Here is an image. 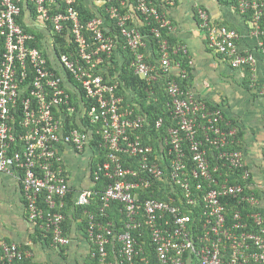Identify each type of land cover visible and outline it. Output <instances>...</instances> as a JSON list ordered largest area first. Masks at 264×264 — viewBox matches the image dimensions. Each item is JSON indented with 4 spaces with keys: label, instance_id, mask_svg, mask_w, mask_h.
<instances>
[{
    "label": "built area",
    "instance_id": "obj_1",
    "mask_svg": "<svg viewBox=\"0 0 264 264\" xmlns=\"http://www.w3.org/2000/svg\"><path fill=\"white\" fill-rule=\"evenodd\" d=\"M26 1L31 27L21 21L25 0H0V173L18 175L30 221L55 245L71 243L63 212L71 190L63 151L71 148L90 153L93 186L79 191L75 204L86 207L87 237L99 264H152L147 257L137 261L142 245L134 232L142 229L149 232L158 264H264L262 198L245 155L225 149L222 162L212 164L206 148H224L236 129L223 128L222 109L178 81L190 72L175 56L192 60L186 45L171 42L175 25L164 6L174 0ZM230 1L248 15L264 50V0ZM81 3L94 16L85 19ZM198 18L210 48L233 67L254 69L256 57L239 50L237 29L214 21L204 8ZM38 37L41 47L33 44ZM120 43L132 53L131 67L141 78H168L175 125L167 129L164 153L144 142L148 117L120 93V72L113 67ZM163 125L159 118L156 127ZM231 173L237 177L233 183ZM114 204L123 216L122 232L110 218ZM92 205L97 208H87ZM244 205L253 212L245 216ZM250 221L258 230H250ZM115 240L120 260L110 255ZM30 254L15 242L3 243L0 264H17Z\"/></svg>",
    "mask_w": 264,
    "mask_h": 264
},
{
    "label": "crops",
    "instance_id": "obj_2",
    "mask_svg": "<svg viewBox=\"0 0 264 264\" xmlns=\"http://www.w3.org/2000/svg\"><path fill=\"white\" fill-rule=\"evenodd\" d=\"M164 8L175 25L171 34L174 46L186 45L192 60L188 88L196 97L223 110L226 123L236 129L235 141L252 171L256 192L263 195L264 50L259 45L260 38L252 33L250 18L241 14L230 0H174L172 5ZM199 8L206 9L214 21L238 30V48L253 52L256 57L254 69L233 67L229 60L210 48L199 25ZM32 14L25 0L21 21L30 27ZM261 25L264 28V18ZM63 154L75 197L79 191L93 186L90 153L79 154L65 148ZM79 208L65 210L71 243L57 246L47 240L49 236L41 226L28 218L18 175L0 173V246L12 242L19 244L31 253L26 259L31 264H97L91 254L93 245L83 227L86 214ZM114 255L111 256L114 258Z\"/></svg>",
    "mask_w": 264,
    "mask_h": 264
},
{
    "label": "trees",
    "instance_id": "obj_3",
    "mask_svg": "<svg viewBox=\"0 0 264 264\" xmlns=\"http://www.w3.org/2000/svg\"><path fill=\"white\" fill-rule=\"evenodd\" d=\"M78 8L81 10L83 16L85 19L90 18L92 16H94V12L91 11L87 5H85L84 3H81ZM248 16V15H247ZM250 16V15H249ZM114 29V31L120 35V31L119 29L112 24L111 25ZM149 26H144L142 27V29L146 32H149L148 30ZM29 30V29H27ZM42 35H44L42 32L38 35L39 37H41ZM37 38L35 42H33V44L35 46L41 47L43 46L41 39ZM119 39H121V37H119ZM154 44L156 45V41L155 39L153 40ZM172 42V41H171ZM117 51L118 53H116V55H114L113 58V64H114V69L118 70L120 72V76H121V87H120V93H125L126 98L130 99V102L134 101V108L136 109V111L142 113V114H146L148 117V122L149 125L147 126L144 134H143V139L144 142L147 144L152 145L154 148H158L161 149L162 152L164 153L165 150L167 149L165 147V137L167 136V129L172 126L175 125V122L173 121V117H172V113L171 110L169 108V104L168 102L171 100L170 95L167 91V84H168V78L167 77H160L157 78L156 80H152V81H148L146 79L141 78L139 75H137L134 71V68L131 67V61L133 59V55L129 50H125L122 47V43L118 44L117 47ZM4 52V45H3V41H0V60L1 57L3 55ZM176 60H180L182 63V67L186 68L189 72L191 70L188 60L183 57L181 54L180 55H176L175 56ZM188 78L186 79H181L178 78V81L180 82V84L182 85L183 89L188 87ZM200 99V98H199ZM205 101V100H204ZM127 102V101H126ZM207 102V101H206ZM208 103V102H207ZM208 105L211 108L214 107H218L212 104ZM220 108V107H219ZM223 111V110H222ZM224 113V112H223ZM159 118H163L164 119V125L160 128L156 127V122ZM222 126L225 129H231L233 126H229L226 123V120L224 119V121H222ZM237 136V135H236ZM236 138V137H235ZM232 140V142L228 145H226L224 148L221 149H216L215 146H211L209 143H206V148L208 151V157L211 161L212 164H215L217 161L222 162V160L219 157V154L221 151L225 150V149H240V147L237 145L236 141ZM168 147V146H167ZM166 148V149H165ZM189 154V152H188ZM163 164H165L166 159L162 160ZM223 162H225V160H223ZM236 174H232L231 173V182H235L236 181ZM253 179V178H252ZM105 180L103 181H98L97 182V189L102 188L105 185ZM257 194L262 198V196H264V194H260L257 191ZM157 197V194H154ZM143 196H149V193H144ZM76 197V196H75ZM75 197H74V193L70 192L68 193L67 197H66V207L63 209V212L65 213V210H69L71 208H76L77 209V205L75 204ZM231 203H233L232 199L227 198ZM116 206V207H115ZM80 211L85 213V209L86 207H81L79 206ZM87 208H92V209H96L97 205H92L89 206ZM243 213L245 214V216H247L248 213L253 212V208L250 207L249 205H244L242 208ZM262 212H264V206L262 205V207L259 208ZM258 210V209H256ZM110 211V218H112L116 225H115V230L117 232H122L123 231V227H124V223H123V216L120 213L119 210V206L117 205H113L112 209L109 210ZM229 217L231 218L232 216L229 215ZM68 217H66L65 221H64V229L65 232L68 234L67 232V226H68ZM250 230H258V227L253 226L254 224L252 223V221H250ZM84 230L86 231V235H87V219H84ZM141 233L143 234V236L141 235ZM138 243L140 245H142V250L140 251L139 256L137 257V261L139 262V260H141V257H147L151 260L152 264H158V259L156 257V252H155V247L153 245V243L151 242V238L149 236V232L146 229H142V230H138L136 232H134ZM52 240L50 235L47 238V240ZM115 246L114 250L115 252H113V247ZM121 247V244L119 241L115 240L114 244L109 246V251H110V255L116 254L119 257L120 260V255H119V248ZM139 248V247H137ZM27 258L21 259L17 261V264H31L29 261L26 260ZM95 263H98V260L95 259Z\"/></svg>",
    "mask_w": 264,
    "mask_h": 264
}]
</instances>
